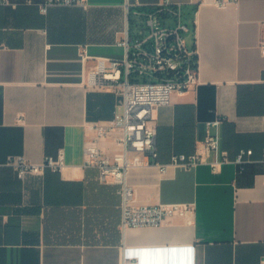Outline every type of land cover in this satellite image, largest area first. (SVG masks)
Returning <instances> with one entry per match:
<instances>
[{"label":"crops","instance_id":"1","mask_svg":"<svg viewBox=\"0 0 264 264\" xmlns=\"http://www.w3.org/2000/svg\"><path fill=\"white\" fill-rule=\"evenodd\" d=\"M11 0L0 6V264H261L264 258V0L226 7L204 0L195 10L199 86L154 110L158 162L191 155L207 122L222 118L221 150L234 160L253 150L251 162L208 164L186 170L156 165L129 173L136 205L192 203L187 217L160 227L120 229L118 186L87 168L86 143L95 124L120 125L124 96L92 86L93 58H122L128 2L87 0L54 6ZM151 4L159 0H139ZM111 155L122 151L101 141ZM63 150L65 167L20 180L7 165L34 164Z\"/></svg>","mask_w":264,"mask_h":264},{"label":"built area","instance_id":"2","mask_svg":"<svg viewBox=\"0 0 264 264\" xmlns=\"http://www.w3.org/2000/svg\"><path fill=\"white\" fill-rule=\"evenodd\" d=\"M239 0H216V5ZM204 0H189L196 10ZM87 0H45L40 5L47 13L54 6H86ZM16 6L11 0H0V6ZM128 15L143 20V28L136 25L131 32L128 24L119 45L124 47L122 58H93L87 46L81 53L83 62L94 59L97 64L89 72L92 86L111 87L124 96L123 121L120 125L95 124L96 132L85 146L87 168L98 170L99 180L118 186L121 196L122 218L120 229L160 227L175 217H187L195 210L192 203L136 205L135 190L129 183L132 169L156 165L162 172L170 166L192 170L208 164L214 172L222 165L235 163L244 166L251 162L253 150H241L234 160L221 150L220 127L222 118L207 122V134L203 147L194 154H174L170 164L158 162L157 126L154 110L167 106L174 95H184L199 86V58L196 39V22L185 4L174 0H159L151 4L136 0L127 4ZM264 49V45H263ZM113 139L122 151L111 155L101 147V141ZM264 159V158H263ZM65 154L46 155L43 162L34 164L24 157L10 158L7 165L17 171L20 180L30 176H42L48 169L55 172L65 167ZM264 264V258L261 261Z\"/></svg>","mask_w":264,"mask_h":264},{"label":"rangeland","instance_id":"3","mask_svg":"<svg viewBox=\"0 0 264 264\" xmlns=\"http://www.w3.org/2000/svg\"><path fill=\"white\" fill-rule=\"evenodd\" d=\"M136 25H140L143 26V20L141 18H135L133 16L130 17V28H131V32L137 31Z\"/></svg>","mask_w":264,"mask_h":264}]
</instances>
